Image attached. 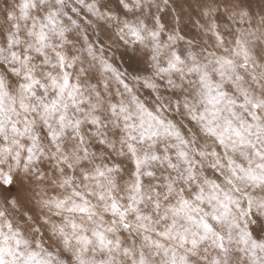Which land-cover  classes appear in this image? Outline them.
<instances>
[{"label": "snow or ice", "instance_id": "snow-or-ice-1", "mask_svg": "<svg viewBox=\"0 0 264 264\" xmlns=\"http://www.w3.org/2000/svg\"><path fill=\"white\" fill-rule=\"evenodd\" d=\"M0 264H264V0H0Z\"/></svg>", "mask_w": 264, "mask_h": 264}]
</instances>
